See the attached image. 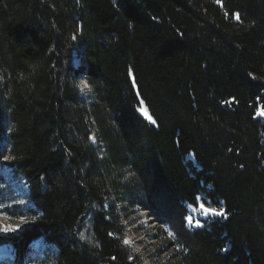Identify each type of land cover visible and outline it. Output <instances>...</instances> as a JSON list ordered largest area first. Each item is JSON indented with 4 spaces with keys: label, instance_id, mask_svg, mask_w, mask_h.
Instances as JSON below:
<instances>
[{
    "label": "trees",
    "instance_id": "obj_1",
    "mask_svg": "<svg viewBox=\"0 0 264 264\" xmlns=\"http://www.w3.org/2000/svg\"><path fill=\"white\" fill-rule=\"evenodd\" d=\"M261 113L264 0H0V208L26 221L0 247L144 264L120 206L171 232L173 264H264ZM201 204L226 215L189 225Z\"/></svg>",
    "mask_w": 264,
    "mask_h": 264
},
{
    "label": "rangeland",
    "instance_id": "obj_2",
    "mask_svg": "<svg viewBox=\"0 0 264 264\" xmlns=\"http://www.w3.org/2000/svg\"><path fill=\"white\" fill-rule=\"evenodd\" d=\"M74 65L77 67L81 65V59L77 55L74 57ZM80 89L83 96H86L87 94L85 95V93L90 90V87L87 85L84 76H81L80 78ZM142 108L148 112L144 105ZM1 174L17 192L19 190H26V188L21 183L12 179V177L9 175V171L6 168L1 169ZM18 193L21 194L20 192ZM22 197L23 204L25 206L30 205L28 195H22ZM116 207L117 213L120 217V222L126 231L125 240L129 242L124 243L131 249H134L137 254L141 255L145 262L144 264H173L171 260L174 251L172 252L173 249H170L169 245V242L174 238L171 232L168 229L160 227L156 222H154L149 213L143 211L141 208L126 209V212H124L120 206ZM190 215L193 220V224L191 226H197L195 221H201L211 216L205 215L202 212L200 205L198 208L190 209ZM25 225L26 221L20 218H9L0 208V229H2L4 226H11L12 228L16 229V231L9 232L0 231V237H6L18 233L24 228ZM32 249L34 253L40 252V254H42V252L45 250L42 243L40 242L35 243ZM50 252L52 253V256L55 254L54 252H56V249L52 248L50 249ZM13 254L14 249L11 246L0 247V264H12L14 259ZM36 257V261L44 260L42 256Z\"/></svg>",
    "mask_w": 264,
    "mask_h": 264
},
{
    "label": "snow or ice",
    "instance_id": "obj_3",
    "mask_svg": "<svg viewBox=\"0 0 264 264\" xmlns=\"http://www.w3.org/2000/svg\"><path fill=\"white\" fill-rule=\"evenodd\" d=\"M218 2H219V0H218ZM113 3L116 4V0H113ZM234 17L236 20H238V21L240 20V14L239 13H235ZM73 39H75V37H73ZM139 111L144 117L147 118L148 121H150L152 124H156V120L153 119V117L151 115H149L148 112L144 108H140ZM261 114L264 115V113H261ZM200 207H201L202 212L205 215H213V216H216V215L225 216L226 215L225 210L222 208L217 209V208L205 207L203 204H201ZM186 219H187V222L189 225L193 224V220L191 217H187ZM195 224L197 226H199L200 222L195 221ZM0 231L9 232V231H16V229L12 228L11 226H4L2 229H0ZM124 242L129 243L127 240H125ZM223 250L228 251V249H223Z\"/></svg>",
    "mask_w": 264,
    "mask_h": 264
},
{
    "label": "bare ground",
    "instance_id": "obj_4",
    "mask_svg": "<svg viewBox=\"0 0 264 264\" xmlns=\"http://www.w3.org/2000/svg\"><path fill=\"white\" fill-rule=\"evenodd\" d=\"M17 189V188H16ZM17 190H19V189H17ZM18 192H20L23 196H25V195H28L29 196V194H28V191H21V190H19ZM154 220V219H153ZM39 243V242H38ZM14 255V254H13Z\"/></svg>",
    "mask_w": 264,
    "mask_h": 264
}]
</instances>
